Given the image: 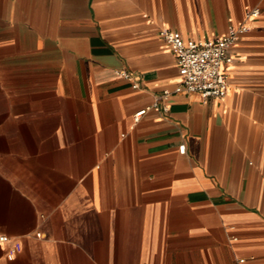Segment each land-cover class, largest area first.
I'll list each match as a JSON object with an SVG mask.
<instances>
[{
  "label": "crops",
  "instance_id": "0c3cea01",
  "mask_svg": "<svg viewBox=\"0 0 264 264\" xmlns=\"http://www.w3.org/2000/svg\"><path fill=\"white\" fill-rule=\"evenodd\" d=\"M252 7L225 95L174 92L160 30ZM0 234V264H264V0H0Z\"/></svg>",
  "mask_w": 264,
  "mask_h": 264
},
{
  "label": "built area",
  "instance_id": "2783aa9c",
  "mask_svg": "<svg viewBox=\"0 0 264 264\" xmlns=\"http://www.w3.org/2000/svg\"><path fill=\"white\" fill-rule=\"evenodd\" d=\"M258 14V7L245 9L244 21L236 26L229 25L225 33L214 37L185 38L178 30H160V37L169 45L177 63L179 82L173 91L196 92L204 99L224 96L227 90L226 68L233 59L230 47L248 31L245 21ZM117 73L125 77L129 75L125 69H119ZM169 93L170 91L163 90V98ZM145 109L136 111L134 119L137 120ZM178 149L179 152H184L185 144L180 143ZM7 239L6 234H0V244ZM244 261L243 257H237L234 264H244Z\"/></svg>",
  "mask_w": 264,
  "mask_h": 264
}]
</instances>
